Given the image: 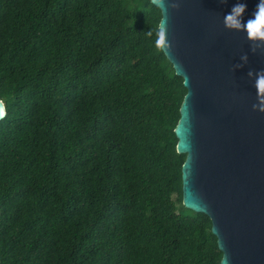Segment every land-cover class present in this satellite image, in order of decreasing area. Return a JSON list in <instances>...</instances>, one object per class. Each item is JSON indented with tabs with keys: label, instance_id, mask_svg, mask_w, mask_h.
I'll return each mask as SVG.
<instances>
[{
	"label": "trees",
	"instance_id": "16d2710c",
	"mask_svg": "<svg viewBox=\"0 0 264 264\" xmlns=\"http://www.w3.org/2000/svg\"><path fill=\"white\" fill-rule=\"evenodd\" d=\"M160 16L0 0V264H219L210 220L182 205L186 89Z\"/></svg>",
	"mask_w": 264,
	"mask_h": 264
},
{
	"label": "water",
	"instance_id": "95a60500",
	"mask_svg": "<svg viewBox=\"0 0 264 264\" xmlns=\"http://www.w3.org/2000/svg\"><path fill=\"white\" fill-rule=\"evenodd\" d=\"M237 2L247 5L246 22L259 0H150L165 32L161 51L186 89L174 129L185 156L182 205L210 220L219 264H264V114L252 108L257 93L247 75L264 69V51L254 54L246 33L224 27Z\"/></svg>",
	"mask_w": 264,
	"mask_h": 264
},
{
	"label": "clouds",
	"instance_id": "9594fccd",
	"mask_svg": "<svg viewBox=\"0 0 264 264\" xmlns=\"http://www.w3.org/2000/svg\"><path fill=\"white\" fill-rule=\"evenodd\" d=\"M221 3H227V0H220ZM172 8H179L178 3H172ZM247 11L245 3L237 2L233 5L230 12L224 15V27L229 31L246 33L247 40L250 42L251 51L255 54L258 50L264 51V0H259L256 11L253 16L246 22L243 20ZM151 35V32H149ZM165 32L160 31L156 40L157 46L165 44ZM167 48H171V44L167 42ZM243 64L248 63V56L244 54L240 57ZM242 64H237L236 68H241ZM248 77L254 80V87L257 93V103L252 105L254 111L264 114V69L259 71L249 70Z\"/></svg>",
	"mask_w": 264,
	"mask_h": 264
}]
</instances>
